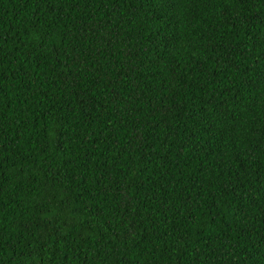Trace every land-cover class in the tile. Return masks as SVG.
I'll return each instance as SVG.
<instances>
[{
	"label": "trees",
	"instance_id": "1",
	"mask_svg": "<svg viewBox=\"0 0 264 264\" xmlns=\"http://www.w3.org/2000/svg\"><path fill=\"white\" fill-rule=\"evenodd\" d=\"M0 264H264V0H0Z\"/></svg>",
	"mask_w": 264,
	"mask_h": 264
}]
</instances>
